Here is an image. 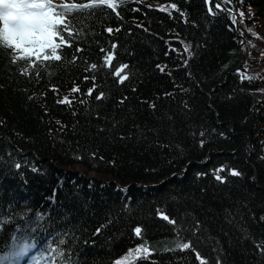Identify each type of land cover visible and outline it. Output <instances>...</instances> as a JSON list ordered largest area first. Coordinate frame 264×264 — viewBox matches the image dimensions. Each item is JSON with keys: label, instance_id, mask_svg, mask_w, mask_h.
Segmentation results:
<instances>
[{"label": "trees", "instance_id": "16d2710c", "mask_svg": "<svg viewBox=\"0 0 264 264\" xmlns=\"http://www.w3.org/2000/svg\"><path fill=\"white\" fill-rule=\"evenodd\" d=\"M91 3L54 4L58 61L0 41V253L264 264V0Z\"/></svg>", "mask_w": 264, "mask_h": 264}, {"label": "snow or ice", "instance_id": "6c2138e0", "mask_svg": "<svg viewBox=\"0 0 264 264\" xmlns=\"http://www.w3.org/2000/svg\"><path fill=\"white\" fill-rule=\"evenodd\" d=\"M126 2V0H119V4ZM106 5L107 8L115 10L119 4L117 0H93V3L84 5V8L91 9L93 6ZM60 6H55L42 0H0V41L8 47H13L19 52L27 55H35L37 58L43 56L44 60H60L61 57L58 55V51L64 46L63 38L61 42H57L58 32L61 27L68 31V36L72 37L73 32L70 30V25L66 23L61 24V13L58 9ZM63 8H69L68 5H63ZM220 8V4L216 5ZM172 9H176V5H171ZM166 10V9H161ZM243 13H241V16ZM110 33L112 29H108ZM70 46V45H69ZM115 47V45H113ZM50 53V55L46 54ZM189 55L191 53L189 52ZM23 58V57H21ZM106 61L112 60V54H109ZM96 66L93 65L92 68ZM126 67V66H125ZM126 79L125 76L120 77V81ZM73 92L79 91L78 88L72 89ZM92 89L89 90L91 95ZM98 96L97 99L102 98ZM59 103H70L67 97L60 100ZM222 171V169H221ZM240 173L232 170L231 175H239ZM217 180H222L220 175L216 176ZM165 220L169 218L163 217ZM171 222V221H170ZM136 234H141V229H135ZM183 249H188L189 244L185 243L182 245ZM140 251V249H137Z\"/></svg>", "mask_w": 264, "mask_h": 264}, {"label": "rangeland", "instance_id": "374dc122", "mask_svg": "<svg viewBox=\"0 0 264 264\" xmlns=\"http://www.w3.org/2000/svg\"><path fill=\"white\" fill-rule=\"evenodd\" d=\"M241 24H242V22L240 21V25H239V27L244 31V32H247V30L246 29H243V27L241 26ZM0 25H2V22H0ZM243 25V24H242ZM90 175H93V173H89ZM20 256H21V254H20ZM18 257V256H17ZM16 257V258H17Z\"/></svg>", "mask_w": 264, "mask_h": 264}]
</instances>
